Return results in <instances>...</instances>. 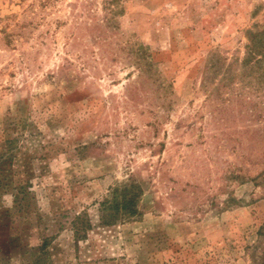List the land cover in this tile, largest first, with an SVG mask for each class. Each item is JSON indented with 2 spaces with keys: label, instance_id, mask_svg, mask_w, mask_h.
<instances>
[{
  "label": "rangeland",
  "instance_id": "374dc122",
  "mask_svg": "<svg viewBox=\"0 0 264 264\" xmlns=\"http://www.w3.org/2000/svg\"><path fill=\"white\" fill-rule=\"evenodd\" d=\"M263 29L264 0H0V264H264Z\"/></svg>",
  "mask_w": 264,
  "mask_h": 264
},
{
  "label": "trees",
  "instance_id": "16d2710c",
  "mask_svg": "<svg viewBox=\"0 0 264 264\" xmlns=\"http://www.w3.org/2000/svg\"><path fill=\"white\" fill-rule=\"evenodd\" d=\"M250 45L248 46L250 58L248 61L252 60L256 65H260L264 60V29L259 31L250 32ZM261 55V58L258 55ZM264 65V64H262ZM264 69V67H262ZM2 163H0V168ZM20 187V186H19ZM114 199L110 202L107 201L105 206L113 209L115 213H123V215H135L139 212L138 209V199L141 193V189L137 184H129L122 187L114 188ZM107 219L111 220L114 215H107ZM80 218V217H79ZM86 224V225H84ZM84 226L89 225V221L83 222Z\"/></svg>",
  "mask_w": 264,
  "mask_h": 264
}]
</instances>
